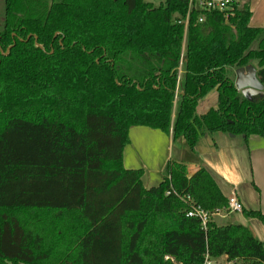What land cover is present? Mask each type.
<instances>
[{
	"label": "trees",
	"instance_id": "16d2710c",
	"mask_svg": "<svg viewBox=\"0 0 264 264\" xmlns=\"http://www.w3.org/2000/svg\"><path fill=\"white\" fill-rule=\"evenodd\" d=\"M0 1V264L264 263L246 226L186 216L227 206L204 167L168 160L143 188L121 163L132 126L171 127L190 150L214 132L264 139V27L244 1L226 22L191 11L185 33V0ZM252 63L262 90L243 96L228 69Z\"/></svg>",
	"mask_w": 264,
	"mask_h": 264
},
{
	"label": "crops",
	"instance_id": "0c3cea01",
	"mask_svg": "<svg viewBox=\"0 0 264 264\" xmlns=\"http://www.w3.org/2000/svg\"><path fill=\"white\" fill-rule=\"evenodd\" d=\"M245 4L250 11L248 25L263 28L264 0H245ZM183 50L182 41L181 53ZM174 113L175 103L172 106L171 122ZM170 128L168 132H163L145 126H132L127 131L128 141L121 154L122 167L140 169L143 188L157 185L162 180L161 170L168 160L184 164L188 174L204 167L225 197L234 194L243 208L258 209L264 217L263 138L251 135L246 143H242L237 137L214 132L200 137L190 150L182 136L171 137ZM244 183L251 185L255 199L247 190H242L241 185ZM225 217L234 223L231 213L224 214L220 220ZM237 217L241 225L246 226L262 242L264 249V226L260 221L243 217L241 213Z\"/></svg>",
	"mask_w": 264,
	"mask_h": 264
},
{
	"label": "built area",
	"instance_id": "2783aa9c",
	"mask_svg": "<svg viewBox=\"0 0 264 264\" xmlns=\"http://www.w3.org/2000/svg\"><path fill=\"white\" fill-rule=\"evenodd\" d=\"M186 1V13L182 19L183 23V32L185 33L189 13L191 11H197V22H201L203 19V14L207 12H221L223 15V20L226 22L229 15H232V6L233 3H237L239 0H185ZM179 22V20L177 21ZM227 198V206L224 207L221 211L224 214H230L233 212H239L241 210V203L235 197L234 194H231L226 197ZM186 201H189L190 198L188 196L185 197ZM218 215L222 217L224 215H220V211H215L213 213H208L200 208L198 205H194L190 203L189 209L186 212V216L188 217H195L200 221V225L202 230H205V223L209 220H213V217ZM164 259H168L172 264H179L173 261L172 257L164 256ZM232 261H227L225 258L222 261H217V258H210L206 254L201 264H214V263H221V264H231Z\"/></svg>",
	"mask_w": 264,
	"mask_h": 264
},
{
	"label": "rangeland",
	"instance_id": "374dc122",
	"mask_svg": "<svg viewBox=\"0 0 264 264\" xmlns=\"http://www.w3.org/2000/svg\"><path fill=\"white\" fill-rule=\"evenodd\" d=\"M144 1L151 2L153 6H156L158 4V2L161 0H144ZM243 1L245 2V0H239L238 1L239 7L243 3ZM0 5H1V1H0ZM252 65H253V63H252ZM228 76H230L232 81L234 80V69H228ZM215 104H216V91L214 89H212V90H210V92H208V94L206 96H204L203 98L198 100L196 107H195V110H194V114L200 115L203 112H205L208 108L215 106ZM236 139L241 141V139L238 137ZM241 188H242V190H247L248 193L250 194V196H253V199H255V193H254V191H253V189L249 183H247V184L244 183L243 185H241ZM251 207H253V206H251ZM62 213L63 212H60V213H57L53 216L56 217L59 220V222L61 219L69 218L68 214H62ZM238 214H239V212L231 213V216L234 218V223H240V221H239L240 219H238V217H237ZM220 215H224V213L221 210H220ZM220 222H221V224H225V223H228L230 221H229V218L225 217V218H221ZM240 224H242V223H240ZM58 229H61V231ZM58 229L53 230V232H56L58 230L60 232V235H63L62 226H59ZM217 261H222V258L217 257ZM37 264H43V263H37ZM231 264H233V262H231Z\"/></svg>",
	"mask_w": 264,
	"mask_h": 264
},
{
	"label": "water",
	"instance_id": "95a60500",
	"mask_svg": "<svg viewBox=\"0 0 264 264\" xmlns=\"http://www.w3.org/2000/svg\"><path fill=\"white\" fill-rule=\"evenodd\" d=\"M8 49L9 48H6V50L2 54H5ZM233 85L235 89L238 90L243 96L256 94L258 92H261L262 90V85L256 77L255 68L252 66V64L234 69ZM219 221L220 217L218 215H215L213 217V222L218 225Z\"/></svg>",
	"mask_w": 264,
	"mask_h": 264
}]
</instances>
